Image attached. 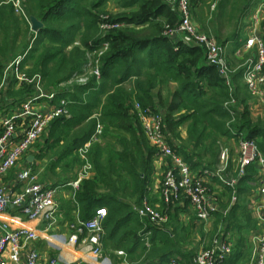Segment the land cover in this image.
I'll use <instances>...</instances> for the list:
<instances>
[{
    "label": "trees",
    "instance_id": "trees-1",
    "mask_svg": "<svg viewBox=\"0 0 264 264\" xmlns=\"http://www.w3.org/2000/svg\"><path fill=\"white\" fill-rule=\"evenodd\" d=\"M110 1L112 0H95L93 3L90 0H29L30 8L27 12L30 18L35 17L44 25L38 34H35L36 38L33 44L36 45L31 49L30 56H28L36 68L29 74L30 76L38 74L44 80L47 89L56 88L58 84L67 82L81 68L86 61V49L92 50L105 42L110 45L109 50L101 57L102 76L99 82L92 78L87 86H75L72 91L66 88V90H61L58 93L55 99L57 102L60 99L69 101V117L63 116L54 120L50 124V135L55 144L63 142L62 153L65 156H73L76 150L82 147L94 134L99 122L106 127L107 131L116 130L125 135L117 140L123 145L125 153L115 149L111 150L118 157H107L106 163H103L104 166L99 160L102 153L99 144L96 143L91 147V149L95 147V153H98V157H93V161H91L97 172L98 180L103 184L107 193L100 194L99 185L97 186V183L91 179L83 182L82 191L77 194V201L82 205L83 212L87 214H90L96 207L97 199L101 198L111 203L105 227L107 233L113 238L119 229L117 227L114 230L113 226L118 225L113 222L117 215L115 207H117L116 210L126 212L132 209L131 206L116 199L119 190L121 188L125 190L128 185L122 176L123 173L131 177L134 185L133 192L138 197L139 202H142V199L147 196L150 176L153 171V159L157 150L148 144L138 116L134 111V103H139L143 108H152L153 110L158 108L153 97V91L160 75L165 76L166 80L176 82L180 87V91L176 94V98L180 99L178 104L180 106L174 103L169 107V113L165 117L167 128L171 133H175L179 126L190 122L188 143L194 145L196 149L202 145L204 137L211 139V148L215 152V154L213 153L214 161L217 158L215 146L218 136L231 134L227 128L231 118L224 107L226 100H230L229 88L225 79L221 77L216 67L207 65L206 59V66L201 69L198 67L199 62L202 61L203 57L205 58V52L199 48L185 45H182L179 50H175L173 44L162 35V26L158 18L165 17L171 24H174L178 18L165 3L166 0H114L117 2L119 12L116 15L108 14L109 12L105 13L110 17L112 23L140 26L148 23L149 26L139 30L126 27L103 32L101 19L98 20L97 14L92 10H104L107 2ZM173 1L177 2L178 0ZM241 1L236 0L233 15L241 12L242 6H248ZM90 2L92 3L91 8L86 7ZM9 9L10 7L0 9V42L2 33L6 34L4 41H9L13 35V30L10 28V16L13 12L8 11ZM65 18L75 20V24L62 31L61 29L49 28L45 24L51 20L62 22ZM240 18L238 17L237 20L231 22L238 24ZM147 28L149 31H145ZM237 30L236 28L225 40L218 36V44L224 47L225 42H235V49L237 50L246 41V39L238 40L240 34L237 33ZM90 34H96L91 40L93 43H90ZM77 40H80L81 44L87 48L83 50L81 46H74ZM9 46L11 45L7 44V48ZM36 53L39 55L37 56ZM0 55L2 56L0 71L9 65L10 58L13 57L14 60L19 56L15 47H9L8 51L0 50ZM228 62L230 64L229 60ZM24 63H22V67H25ZM150 63L149 71L143 76L138 70ZM52 64L54 65L52 66ZM239 74L242 76L241 70L234 73L233 78ZM132 78L135 80L133 86L128 90L126 86L132 81ZM205 81L215 85L218 89L217 93H213L212 98L207 96L206 89L201 85V82L205 83ZM107 86H110L113 91L108 94L104 102L100 92ZM222 100L224 101L221 102ZM180 109L186 110V113L174 117L175 111ZM94 110L99 111L98 119ZM245 124L250 125L248 113L243 114L232 125V128L242 131L248 139L256 140L260 150L264 153V130L259 124L245 130ZM83 127H85L83 131L74 138L72 137L71 142L67 140L71 132L75 134V130ZM206 131H208L209 136L206 135ZM258 134L261 136L260 141L256 138ZM175 150L178 154L183 153L184 160L189 162L193 169H200L202 164L192 161L188 157L187 151H183L188 150L187 148L181 147L180 151ZM132 152L137 154V158L130 157L133 156ZM89 154L88 160L90 161ZM196 157L199 160L202 159L201 156ZM115 175H117V180L113 179ZM238 180L235 189L228 187L229 192L236 191L237 193L242 190L243 184L250 180L248 170L245 176L238 177ZM117 182L121 184L120 189L116 186ZM97 188L98 192L96 191ZM99 208L101 207L99 206L94 211ZM129 218L137 222L135 223L137 224L136 230L133 233L129 232L133 235L131 236L134 241L132 249L141 247V252L146 253L149 262L160 258L162 264L166 263L168 256L176 247L166 229L164 231L153 229L148 222L140 220V218L133 219L132 216ZM130 230L133 231L134 229ZM149 231H151V249L145 246L143 241ZM125 235H128V232ZM105 247L106 244L103 241V248L105 249Z\"/></svg>",
    "mask_w": 264,
    "mask_h": 264
},
{
    "label": "crops",
    "instance_id": "crops-1",
    "mask_svg": "<svg viewBox=\"0 0 264 264\" xmlns=\"http://www.w3.org/2000/svg\"><path fill=\"white\" fill-rule=\"evenodd\" d=\"M259 1L260 0H242L241 3L248 4V6H242L241 12H239L237 15H233V7L236 3V0H220L218 12L221 13L223 18L226 17V19L227 15L230 13L228 18L230 22L233 20H237L238 17H241L240 22L238 24H234L232 29L233 32L236 28L240 27V25L243 23V19L246 22L249 21V18L252 14L251 9ZM205 2H208V4L211 3V5L214 4V0H191V5H195L197 10V7H201ZM165 3L169 6L172 12H174L173 5L175 1L166 0ZM211 5L210 11L213 12ZM225 5H228L229 8L226 9L224 7ZM106 9L112 14H117L119 12L117 2L114 0L107 2ZM191 12L192 20H194V10H192ZM174 14L176 13L174 12ZM176 16L178 18L174 22V24L168 22L165 17L158 18V21L162 26V35L165 36L173 44L175 50H179L182 45L188 46L186 44V42L188 41L187 36L184 34H174L172 36H166V34L164 33V26L166 24L171 26H177L179 24L180 17L177 14ZM196 25L201 29V31H206L204 26H199L198 24ZM145 31H149V28L145 29ZM232 32L230 34H232ZM226 43H230V47L228 45L225 46L226 49L222 47L226 52V57L230 61L231 67L239 71L238 68L243 63L244 59L238 58L236 56L235 42ZM254 56L255 50L248 54L247 58L254 59ZM198 65L200 69L206 66L204 57ZM8 66L4 68L6 69L8 68ZM150 66L151 63L145 64L141 68V70L138 71H140L143 76H145L144 74L149 71ZM20 67L21 74L23 75V71L26 68L22 67V64ZM4 68H1L2 70L0 71V84L3 83V80L5 78V86L0 94V125L3 119H5L6 117L21 114L23 105L26 100L30 97L38 95L39 92L38 86L35 83L28 84L23 80H20L16 76L14 70L7 71ZM151 72H153V69H151ZM6 73L7 77L4 76V74ZM134 80L135 79L132 78V81L127 84L126 89L130 90V88L133 86ZM167 81H169L170 83H165L166 85L164 86V83H162V79L159 78V81L156 82V88L153 91V97L158 107L156 111L162 113L164 117H166L167 113H169V107L171 105L177 103L176 105L180 106L178 105L180 99L176 98L177 92L180 91L179 85L172 80ZM232 83L234 85L233 94H236L237 97L236 100L239 109L238 119L243 114L248 113V120L250 122V125L245 124L244 129L246 130L248 127L251 128L255 124H259V126L264 130V102H260L258 98L253 97L249 93L240 74L236 78H232ZM240 84L245 88L246 91L241 89ZM201 85H203V88L206 89L207 96L212 94V90H215L213 92H218L217 87L209 82H201ZM60 91L61 90L55 88H50L47 89V92H44L47 95L51 94L52 92H55L58 95ZM112 91L113 90L110 86L105 87L100 92L102 101L105 102L108 94H110ZM245 96L247 97L244 98ZM56 97L53 100L42 99L36 102V111L39 113L50 112L55 106L59 105L60 100H62L60 99L57 102V100H55ZM185 113L186 110L184 109L177 110L174 113V117L184 115ZM22 123L28 124V117L20 121L19 125H22ZM189 124L190 122L179 126L175 130V133H171L166 126L168 141L174 150H179L181 147L187 148L188 150L183 151H187L188 157H190L192 161L202 164L200 169H193L191 164L185 160V162L190 166L194 177L196 179L204 180V183L210 188V198L211 203L214 207V211L208 221H201L197 218L194 208L187 200L182 199L179 202L172 203L168 211L169 222L166 226V232L170 235L176 247L170 254V256H168V261L163 264H169V261L172 258H178L180 260V264H190L193 256L204 249L206 246H208V242H210L217 233L226 238L231 247V253L228 256L225 264H254L258 252L257 239L263 233L260 214L263 211L264 202L260 195V187L264 183V163L257 162L248 169L250 180L248 181V183L243 184V188L240 192H229L230 190L228 189V186L223 183L222 178L230 179L233 177L235 179H238V140L231 134L218 136L217 141L221 140V147L225 146L229 150L227 170L222 173L221 176H204L205 170L216 172L217 170L222 168L223 162L220 159L221 147H218L217 144L215 146V150L217 153V158L215 161L213 160V153L215 154V152L211 148V139L204 137L202 145H200L199 148L195 149L194 145L188 143ZM71 134L72 132L70 133V135ZM117 134L121 133L116 130L107 131L105 127L103 142L111 143L110 141L114 140L117 137ZM207 134L209 136L208 131H206V135ZM17 136L18 138H20L22 136V132L19 131ZM256 138L260 141V134H258ZM114 145L115 146L113 149H118L117 145ZM62 148L63 142H61L60 144H55L54 139H52L50 135L49 125L44 133L40 136V138L33 144L30 150L20 158V160L8 171L5 176L0 178V185L4 188L6 193L10 195L21 192L28 184V181L21 179V175L25 171H29L34 176H36L37 181L41 185H43L44 188L56 190L59 205V223L57 229L53 232H46L45 224L38 225L36 223L28 221L14 206H10L5 213L0 214V221L9 223L15 229H37L39 237L31 245L39 251L41 257L46 261L57 258L59 255V250L51 248L47 243L50 234H68L70 233L69 226L71 224L79 223L77 221H86L90 219L95 213L94 210L99 206L101 208H106L109 212V206L111 205L110 202L100 198L97 199L96 207H94L90 214L83 212L82 205L77 201V194L82 191V185L84 181L93 179L97 183V186L99 185L100 194H104L107 192L104 190L103 184L98 180V175L95 171L94 165H91L93 167V170L88 172L86 178L82 180L80 188H74L72 183L77 181L83 175L85 162L80 161L79 163H73L74 158L72 156H65L62 153ZM101 154L102 155L100 156L99 160H101L102 162L101 165L104 166L103 163H106L107 157L105 159L103 155V149ZM179 155L182 158L184 157L183 153L181 152L179 153ZM196 156H201L202 159L199 160ZM171 165V159L164 158L158 153H155L153 159V171L150 176V184L148 185V192L146 194V197L147 199H149L150 203L153 206H156L158 208L164 207L161 196V187L165 172L170 168ZM126 175L127 177H125ZM115 176H113V179L117 180V177ZM122 176L124 177V179H126L128 185L126 186L125 190H122V188L121 190H119L117 195L118 198L116 199H119V202L121 203L131 206L132 209L128 212L120 211L116 210L117 207H115L114 205L115 211H117V215L115 216L113 222L118 225L113 226L114 230L117 227L119 229L115 233V236L112 238L110 234L107 233L104 223L105 231L102 238V243L104 241L106 244L104 255L109 257L113 261V264H162L160 258H156L153 262H149L146 253L141 252V247L135 248L136 250L132 249V247H134V241L131 239V236L133 235L129 232L133 233L136 230L137 224L135 223L137 222L133 221L132 218L129 217L132 216L133 219L140 218L137 214V211L140 209L142 202H139L138 197L134 195V185L131 177L126 173H123ZM141 176L143 177L144 175L142 174ZM116 186L120 189V182H117ZM96 191L98 192V188L96 189ZM108 214L107 219L109 217ZM140 220L142 219L140 218ZM130 229L134 230L131 231ZM127 232L128 235H125ZM81 238H86V234H83ZM71 247L72 246H67L65 248L63 247L64 258H67L71 261H74L80 257L86 259V255L84 253L78 250H71L73 249ZM151 248L152 246L149 247V249ZM78 249L80 250V248ZM25 254L26 251H23V258L21 261L22 264H24L25 262ZM82 264L91 263L89 261H85Z\"/></svg>",
    "mask_w": 264,
    "mask_h": 264
},
{
    "label": "built area",
    "instance_id": "built-area-1",
    "mask_svg": "<svg viewBox=\"0 0 264 264\" xmlns=\"http://www.w3.org/2000/svg\"><path fill=\"white\" fill-rule=\"evenodd\" d=\"M220 0H214L213 9L216 8ZM19 9V6L16 7ZM174 12L180 17L177 26L165 25L164 33L166 36L174 34H184L188 41L186 44L193 48H199L205 52L207 65L214 66L219 71L221 77L226 81L231 96L225 103V110L230 116L227 128L231 135L238 140L239 145V167L238 177L245 176L247 170L255 163H264V154L259 148L256 140L248 139L242 131L232 128L237 121L239 109L236 106L237 101L233 98L234 85L232 78L235 72L229 64L224 50L218 44L217 40L201 31L194 24L191 12V0H178L173 5ZM252 14L247 22V39L240 46L235 54L238 58L244 59L238 68L242 71V79L249 93L264 102V0H260L252 7ZM30 23V18L26 17ZM136 24L112 23L108 15L101 17V30L111 31L122 28H133L139 30L148 27ZM109 43L105 42L96 48L86 49V61L71 77L68 82L67 90H73L75 86H87L92 78L97 82L101 79V57L109 50ZM255 50L254 59H248L247 55ZM24 57L16 58L9 64L7 71L14 70L16 76L28 84L35 83L38 86V95L30 97L23 105L22 113L6 117L1 123L0 133V178L5 176L8 171L27 153L33 144L40 138L48 126L56 119L69 117V101L60 100L59 105L55 106L48 113H39L36 111L35 103L42 99L53 100L56 93L45 94L42 89L41 77H26L21 74L20 66ZM20 72V73H19ZM7 77V73L4 74ZM5 86V78L0 84V94ZM136 112L143 132L150 146L157 150V153L172 161V165L166 170L161 187V196L164 207L153 206L149 199L144 198L138 216L145 222H148L153 229L165 230L169 222L168 211L172 203L179 202L182 199L187 200L194 208L196 216L201 221H208L212 216L214 207L211 203L210 188L204 183V180L196 179L190 166L185 160L171 147L166 130L165 117L162 113L152 108H143L139 103H134ZM28 117L29 123L19 125V122ZM22 136L18 138V132ZM104 135V126L98 123L94 134L90 139L75 152L78 158H81L84 164L83 175L74 183L73 187L80 188L83 179L91 171V164L88 160L89 150L94 144H100ZM220 159L223 162L222 168L216 172L205 170L204 176H221L227 170L229 160L228 148L222 147ZM22 180L28 181L25 188L17 194H8L0 185V214L5 213L10 206L16 207L21 215L28 221L38 225L45 224L46 232H53L57 229L59 223V205L55 189L44 188L37 181V177L31 172L25 171L21 175ZM223 183L228 187L235 189L238 179L222 178ZM260 195L264 202V183L260 187ZM108 210L99 208L93 216L86 221H77L79 223L69 226L68 234H50L47 243L55 250H59L57 258L44 260L39 251L31 244L38 239L37 229L13 228L9 223L0 221V264H22L23 251H26L24 264H82L89 261L91 264H113V261L104 255L102 238L104 236V223L107 218ZM263 233L257 239L258 252L254 264H264V206L260 214ZM86 234V238H81ZM151 231L146 233L144 245L151 246ZM72 246L71 250H78L86 255L71 261L63 256V247ZM80 248V250L78 249ZM231 253V247L227 239L217 233L213 239L208 242V246L196 253L190 264H225ZM169 264H180L178 258H172Z\"/></svg>",
    "mask_w": 264,
    "mask_h": 264
},
{
    "label": "rangeland",
    "instance_id": "rangeland-1",
    "mask_svg": "<svg viewBox=\"0 0 264 264\" xmlns=\"http://www.w3.org/2000/svg\"><path fill=\"white\" fill-rule=\"evenodd\" d=\"M90 1L93 3L95 0H90ZM91 2L88 3L86 5V7H90L91 8V5H92ZM32 5L33 4L31 3V6ZM210 5H211V3L208 4V2H205L204 5H202L201 7H197V10H196V6L195 5H191V11L194 10L193 14L195 16V18L193 20V21H195L194 24L196 23L199 26H204L205 29H206L205 33L212 35L215 39H217V41H218V36H219V38H222V39L225 40V38L228 36V34H230L232 32V29H233V26H234V23L230 22V20L228 19L230 13L227 15V19H226V17L223 18L221 13L218 12V10H219L218 7L220 5V2L217 4L215 9H213V4L211 5V8H212L213 12L210 11ZM17 6H19V9L16 8ZM4 7H10V9L8 11L11 10L13 12L12 15L10 16V28H12V30H13V35L11 36L9 41H4V38L6 37V34L5 33L1 34L2 35V40L0 42V50L8 51L9 47H11V48L15 47L17 49V53L19 55L18 57H24L25 58V56H26V58L23 59L24 61H22V63L25 62L24 65H25V68H26L23 71L24 75L26 77H30V78H32L34 76H38V74H34L33 76H30L31 72L36 70V68L34 67V63L30 59H28L29 58L28 56H30L29 54L31 52V49L34 48L35 45H36V44H33V42H34V40L36 38V35L32 31L31 25L27 22L28 20L26 19V17L30 18L29 15H28V12H27L28 8H30L29 0H0V9H3ZM224 7L226 9L229 8L228 5H225ZM202 8H203V10H202ZM92 12H95L97 14L98 20H100L102 16L107 15V14H105L106 12H109L108 14H112L110 11L106 10V8L104 10H98V11L97 10H92ZM114 15H116V14H114ZM45 24L49 28H54V29H58V30L61 29V31H62V30L67 29L71 25H74L75 24V20H70L68 18H65V19L62 20V22H57L55 20H51V21L46 22ZM246 24H248V23L243 19V23L240 25L239 28H237L238 29L237 33L240 34L239 35L240 38L238 40H240V41H243L244 39H247V35L246 34L248 33V28H246L247 27ZM96 34H98V33H96ZM96 34H94V35L90 34L89 35L90 36V38H89L90 43H93V41H91V40H93V38L96 36ZM76 42H75L76 44H74V46H77V45L81 46V48L83 50L87 48V47H85V46H83L81 44L80 40H77ZM7 44H9L11 46H9L7 48ZM226 45H228L230 47V43H226L225 42V46ZM44 46H45V43H44ZM225 46L223 48L226 49ZM220 47H222V46H220ZM41 48H42V45H41ZM224 53L226 55L225 50H224ZM8 54H11V52H8ZM36 55L38 56L39 54L36 53ZM18 57H16V58H18ZM84 59H85V55H84L82 60L84 61ZM0 60H2V56L1 55H0ZM9 60L11 61V62H9V64L14 61L13 57L10 58ZM53 65L54 64H52V66ZM29 72H30V74H29ZM146 77H144V78H146ZM70 79L71 78H69V80ZM160 79L163 80L162 83H164L163 84L164 86L167 83H170L169 81L166 80L165 76H162V74L160 75ZM144 80H146V79H144ZM63 83L62 84H58L56 86V88L55 87L54 88L63 91V90H66V88L70 87V84L69 85H65ZM54 86H55V84H54ZM240 86H241V89L245 90V88L241 84H240ZM42 89L47 92V88L45 86L44 80H42ZM213 91H215V90L211 91L212 94L209 95L210 98H212V96H213V93H214ZM229 96H231V92L230 91H229ZM246 97L247 96H245L244 98H246ZM233 98L234 99L237 98L236 94H234ZM223 101L224 100H222L221 102H223ZM228 101H229V99L226 100V102H228ZM236 106L238 107V104ZM94 113H95V115L97 116V119H98V110H94ZM84 128L85 127L81 128V129H78V130H75L74 131L75 134L74 133H72L71 135L69 134L70 136L68 135L67 140H70V142H71L72 139L74 138V136L80 134L83 131ZM124 136H125L124 134H117V137L114 140L110 141L111 143H105V142H103L104 139L102 140V142L98 146H100V148L103 149V151H104L103 155H104L105 159H106V157L116 156L115 152L111 151V150H113L112 146H115L114 144H116L117 148H118V149H116V151L121 152V153H125L123 145L117 141V140H120V138L124 137ZM220 141L221 140L217 141L218 147H221L220 143H222V142H220ZM117 143H119V144H117ZM223 147H225V146H223ZM130 151H132V149H130ZM95 152H96V149H95V147H93L91 149L90 154H89V157H90L89 159H90V162H91L92 166L94 165V164H92V161H93L92 158L93 157H95V158L98 157V153L96 154ZM131 154L133 156H130V157L137 158V154H135V152H132ZM72 157L74 158L73 159V163H79L80 161L83 162V160L81 158H77L75 153L73 154ZM116 157H118V156H116ZM138 159H141V158H138ZM140 162H141V160H140ZM92 166H91V171L93 170ZM234 172H232V173H234ZM115 177H117V176H115ZM125 177H127V175Z\"/></svg>",
    "mask_w": 264,
    "mask_h": 264
},
{
    "label": "water",
    "instance_id": "water-1",
    "mask_svg": "<svg viewBox=\"0 0 264 264\" xmlns=\"http://www.w3.org/2000/svg\"><path fill=\"white\" fill-rule=\"evenodd\" d=\"M30 23H31V28L32 31L35 34H38V32L43 28V23L41 21H39L38 19H36L35 17H31L30 18Z\"/></svg>",
    "mask_w": 264,
    "mask_h": 264
},
{
    "label": "bare ground",
    "instance_id": "bare-ground-1",
    "mask_svg": "<svg viewBox=\"0 0 264 264\" xmlns=\"http://www.w3.org/2000/svg\"><path fill=\"white\" fill-rule=\"evenodd\" d=\"M77 255H78V254H77ZM78 256H79V255H78ZM78 256H77V257H78Z\"/></svg>",
    "mask_w": 264,
    "mask_h": 264
}]
</instances>
